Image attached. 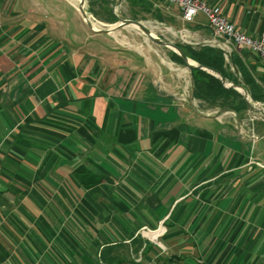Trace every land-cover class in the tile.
I'll list each match as a JSON object with an SVG mask.
<instances>
[{
	"label": "crops",
	"instance_id": "1",
	"mask_svg": "<svg viewBox=\"0 0 264 264\" xmlns=\"http://www.w3.org/2000/svg\"><path fill=\"white\" fill-rule=\"evenodd\" d=\"M202 1L264 31V0ZM183 25L264 89L256 52L215 36L201 13ZM124 43L90 31L72 1L0 0V264H107L100 252L114 245L127 256L117 264H264L259 113L196 108L190 69L150 75L140 51L113 50ZM143 225L164 227L166 256Z\"/></svg>",
	"mask_w": 264,
	"mask_h": 264
},
{
	"label": "rangeland",
	"instance_id": "2",
	"mask_svg": "<svg viewBox=\"0 0 264 264\" xmlns=\"http://www.w3.org/2000/svg\"><path fill=\"white\" fill-rule=\"evenodd\" d=\"M67 1H72L75 7V11L79 13L80 18L82 19L83 23L89 27L88 23L83 19L80 11L78 10V5L76 4V2L73 0H67ZM90 1H93L92 6H93L94 12H96V15H94L91 11L92 6L90 4ZM106 7L109 8L111 12L115 15L116 17L115 21L105 20V17H110V14L108 13ZM84 8L88 13V17L91 19L90 21L92 23H95L96 26L94 27L96 29H109L117 25L120 22L119 20L120 18H128V19L138 20V21H141L143 24H146L145 26L150 31L152 30L151 31L152 34H154L156 37L161 38L165 41H169L171 43L181 42V43H189V44L193 42V37L191 36V33L187 32L186 25H183V22L186 23V21H183V22H179L178 20L174 21L175 17L172 15H169L166 12V3L164 0H137L136 2H132L130 0H85ZM89 30L94 33L115 34L121 40L126 42L124 43V45H114L115 48L113 50L116 51L120 56L122 55V53H126V51H130L132 56H134L133 53H135V51H140L150 61V70H149L150 75H153V71L155 69H160V67L163 68V70L165 69L168 70V66L174 69L175 67H183V68L186 67L184 64H181L183 66L174 65L171 62L173 60H171L170 58L171 49L166 47L165 45H160L150 40L143 33V31L139 27L135 26L134 24H127L124 27H120L110 32H97V31L92 30L90 27H89ZM150 56L153 57L152 60L149 58ZM131 58L134 59V57H131ZM137 59L138 58H135V60ZM165 80H167L169 83H172V86H173L175 80H177V78L175 77V73L173 72V76L170 75V73H166ZM242 86L243 85L238 87L241 92H243L245 89ZM205 106H211V105H206V103L204 104V102H197V105H195V107L198 109L205 108ZM220 109H221V112L225 110L229 111V108H226V107H220ZM230 110L233 113L238 114V112H236L235 110H232V109ZM242 127L243 126H241V128ZM156 228L157 227H152L151 229H156ZM160 230L161 229L153 233H149V236L155 239V237L160 233ZM162 235L158 237V241L163 245V249L157 243L151 242L149 238H146V237L144 238L143 236L142 238L146 239V241H150L153 244V247L155 248V250L159 251V254H161L162 256H166L169 253V249L165 248L167 243L161 240ZM184 235H186V233H184ZM190 244L191 243L188 244L189 247H190ZM185 251L187 254H192L194 252L193 255H195V253L196 254L198 253L197 250L194 248H190ZM124 255H125L124 257L127 258L126 254ZM141 257L142 255L140 253L135 254V256H133V258H135L136 260H139Z\"/></svg>",
	"mask_w": 264,
	"mask_h": 264
},
{
	"label": "trees",
	"instance_id": "3",
	"mask_svg": "<svg viewBox=\"0 0 264 264\" xmlns=\"http://www.w3.org/2000/svg\"><path fill=\"white\" fill-rule=\"evenodd\" d=\"M130 1L136 2L137 0ZM92 2L93 1H90L91 6L93 5ZM106 9L110 14V17H105V20L115 21V15L109 8L106 7ZM91 11L94 15H96V12L93 10V6ZM176 44L191 60L203 66L217 70L226 78V80L232 82L234 85L244 84L249 95L253 99H264V89L257 85L253 79L245 73V71H241L243 83L228 71L225 54L222 49L210 45L194 46L189 43L181 42H177ZM170 58L177 63L184 64L183 59L173 50H170ZM190 70L194 84L193 95L195 98L200 99L207 104L226 107L235 110L236 112L245 109L246 103L242 94L233 86H225V84L218 77L203 68L192 67ZM114 246L107 247L106 250H102L100 252L102 262L107 264H117L121 261V259L126 258L117 255L116 252L111 255L113 249H115Z\"/></svg>",
	"mask_w": 264,
	"mask_h": 264
},
{
	"label": "built area",
	"instance_id": "4",
	"mask_svg": "<svg viewBox=\"0 0 264 264\" xmlns=\"http://www.w3.org/2000/svg\"><path fill=\"white\" fill-rule=\"evenodd\" d=\"M164 1L167 8L173 5L179 9L183 21H191L198 13L203 14L215 36L225 37L228 41H231L236 45L246 46L256 52L259 57L264 60V31L256 37L250 36L238 29L234 23L224 16L218 6L209 5L202 0ZM253 119L254 117H250L251 121H253ZM254 137L255 133L252 127L250 129V138L253 139ZM159 229H161L160 233L155 239L149 236V233H153ZM138 231L141 233V236L149 238L151 242L157 243L163 249V245L158 241V237L165 233V229L162 226L157 227L156 229H151L150 227L143 225Z\"/></svg>",
	"mask_w": 264,
	"mask_h": 264
},
{
	"label": "water",
	"instance_id": "5",
	"mask_svg": "<svg viewBox=\"0 0 264 264\" xmlns=\"http://www.w3.org/2000/svg\"><path fill=\"white\" fill-rule=\"evenodd\" d=\"M84 1L85 0H80V2L78 4V10L80 11L83 19L88 23L89 27L92 30L97 31V32H110V31L116 30L120 27H124L127 24H134L135 26L139 27L150 40H152L153 42H156L160 45H165L166 47H168L171 50H173L174 52H176L183 59L184 65L188 69H191L192 67H200V68L205 69L209 73L215 75L216 77H218L227 87L233 86L236 88V87L241 86V85H234L230 81L227 82L225 77L221 73H219L217 70L210 68V67L203 66V65L191 60L190 58H188L186 56L184 51L176 43H171L169 41H165L161 38L156 37L154 34H152V32L141 21L134 20V19H128V18H120L119 19L120 22L117 25H115L114 27H111L109 29H96V28H94V26L92 25V22L90 20H87V18H89V17H88L87 11L84 8ZM242 95H243L242 96L243 99L245 100L246 107L249 109V111L252 112L253 114H255V112H258L259 113V119L264 121V110L262 109L261 106L258 105L259 103L257 101H255L254 99H252L245 90L242 92Z\"/></svg>",
	"mask_w": 264,
	"mask_h": 264
},
{
	"label": "bare ground",
	"instance_id": "6",
	"mask_svg": "<svg viewBox=\"0 0 264 264\" xmlns=\"http://www.w3.org/2000/svg\"><path fill=\"white\" fill-rule=\"evenodd\" d=\"M73 1H75L77 5H78L79 2H80V0H73ZM87 20H91V19H90V18H87ZM93 22H94V21H93ZM151 22H152V21H151ZM92 25H93V26H96L95 23H92ZM106 25H107V24H106ZM144 25H146V24H144ZM148 25H149V24H148ZM104 26H105V25H104ZM99 27H100V26H99ZM94 28H95V27H94ZM150 28H151V27H150ZM163 28H164V27H163ZM154 29H155V27H154ZM167 30H168V29H167ZM151 31H152V30H151ZM172 34H173V33H172ZM182 70H183V69H182ZM182 70H181V71H182ZM253 115H254V114H253ZM257 115H258V114H257ZM256 117H257V116H256Z\"/></svg>",
	"mask_w": 264,
	"mask_h": 264
}]
</instances>
